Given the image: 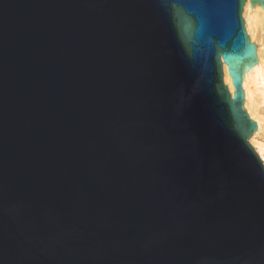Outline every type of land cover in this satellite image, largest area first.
Listing matches in <instances>:
<instances>
[{"label": "water", "instance_id": "1", "mask_svg": "<svg viewBox=\"0 0 264 264\" xmlns=\"http://www.w3.org/2000/svg\"><path fill=\"white\" fill-rule=\"evenodd\" d=\"M183 3L0 0V264H264L258 123L180 39L258 47Z\"/></svg>", "mask_w": 264, "mask_h": 264}, {"label": "clouds", "instance_id": "2", "mask_svg": "<svg viewBox=\"0 0 264 264\" xmlns=\"http://www.w3.org/2000/svg\"><path fill=\"white\" fill-rule=\"evenodd\" d=\"M176 7H184L183 0H175ZM171 7L166 6V15L171 19ZM245 21L240 18V34L243 35ZM178 39L179 36H178ZM181 45L189 54L195 53L203 59L205 67L213 73L215 89L221 99L229 106L232 114L239 119L250 116L258 119L251 111L253 99L264 108V43L260 48V63L250 71L241 72L246 62L245 46L239 40L229 46L197 30L190 40L180 39ZM253 80L255 81L253 83ZM259 122L264 125V118Z\"/></svg>", "mask_w": 264, "mask_h": 264}, {"label": "bare ground", "instance_id": "3", "mask_svg": "<svg viewBox=\"0 0 264 264\" xmlns=\"http://www.w3.org/2000/svg\"><path fill=\"white\" fill-rule=\"evenodd\" d=\"M251 1L248 0L245 4L243 16L246 21V28L251 37V40L257 44L258 47V63L254 66L256 67L260 63V48L261 44L264 43V9L262 5L255 4L254 7L250 6ZM253 68V67H252ZM249 69L248 71H250ZM255 81L253 80V83ZM251 111L258 119H254L258 123V129L250 138V142L257 151L258 155L264 163V125H262L259 120L264 118V108L257 105L256 100L253 99L251 102Z\"/></svg>", "mask_w": 264, "mask_h": 264}, {"label": "snow or ice", "instance_id": "4", "mask_svg": "<svg viewBox=\"0 0 264 264\" xmlns=\"http://www.w3.org/2000/svg\"><path fill=\"white\" fill-rule=\"evenodd\" d=\"M211 2L216 8L227 7L234 12V18L232 20L233 31L240 33V14L244 0H211Z\"/></svg>", "mask_w": 264, "mask_h": 264}]
</instances>
